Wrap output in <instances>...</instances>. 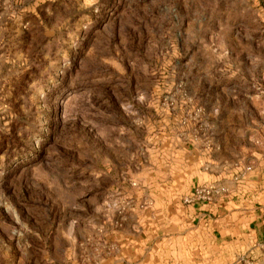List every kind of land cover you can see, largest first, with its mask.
I'll return each instance as SVG.
<instances>
[{
	"label": "rangeland",
	"instance_id": "obj_1",
	"mask_svg": "<svg viewBox=\"0 0 264 264\" xmlns=\"http://www.w3.org/2000/svg\"><path fill=\"white\" fill-rule=\"evenodd\" d=\"M260 107L264 0H0V264H100L161 136L229 157Z\"/></svg>",
	"mask_w": 264,
	"mask_h": 264
},
{
	"label": "crops",
	"instance_id": "obj_2",
	"mask_svg": "<svg viewBox=\"0 0 264 264\" xmlns=\"http://www.w3.org/2000/svg\"><path fill=\"white\" fill-rule=\"evenodd\" d=\"M258 111L264 116V107ZM236 131L242 138L232 156L217 154L222 143L212 142L210 151L197 159L194 149L184 147L181 168L178 141L161 136L158 145L168 144L164 150L169 153L157 160L168 163L163 165L168 171L129 189L135 200L121 228L106 225L112 248L104 251L100 264H228L243 253L257 252L255 246L264 238V123L251 116ZM248 165L252 170L237 180ZM206 181L228 185L230 193L212 203L183 201Z\"/></svg>",
	"mask_w": 264,
	"mask_h": 264
},
{
	"label": "built area",
	"instance_id": "obj_3",
	"mask_svg": "<svg viewBox=\"0 0 264 264\" xmlns=\"http://www.w3.org/2000/svg\"><path fill=\"white\" fill-rule=\"evenodd\" d=\"M252 170V166L248 165L239 171V177L237 180L242 179L245 173ZM230 193V188L228 185L220 183L219 181H206L200 182L195 185L191 191L184 197V202L187 204L195 202L212 203L218 199Z\"/></svg>",
	"mask_w": 264,
	"mask_h": 264
}]
</instances>
